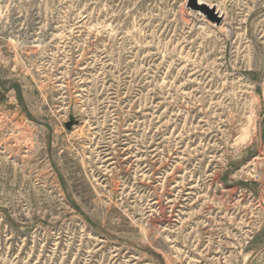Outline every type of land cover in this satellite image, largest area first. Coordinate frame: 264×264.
Instances as JSON below:
<instances>
[{
	"label": "rangeland",
	"instance_id": "obj_1",
	"mask_svg": "<svg viewBox=\"0 0 264 264\" xmlns=\"http://www.w3.org/2000/svg\"><path fill=\"white\" fill-rule=\"evenodd\" d=\"M0 0V264H264V0Z\"/></svg>",
	"mask_w": 264,
	"mask_h": 264
},
{
	"label": "water",
	"instance_id": "obj_2",
	"mask_svg": "<svg viewBox=\"0 0 264 264\" xmlns=\"http://www.w3.org/2000/svg\"><path fill=\"white\" fill-rule=\"evenodd\" d=\"M193 4L194 9L199 10L201 13H203L210 22L215 24L220 23V17L217 18L215 12L211 8L206 5H199L197 0H193Z\"/></svg>",
	"mask_w": 264,
	"mask_h": 264
},
{
	"label": "bare ground",
	"instance_id": "obj_3",
	"mask_svg": "<svg viewBox=\"0 0 264 264\" xmlns=\"http://www.w3.org/2000/svg\"><path fill=\"white\" fill-rule=\"evenodd\" d=\"M198 4L199 5H202V2L200 3L199 1H198ZM209 7V6H208ZM209 8H211V7H209ZM215 14H216V16H217V12H215ZM217 18H219V16H217Z\"/></svg>",
	"mask_w": 264,
	"mask_h": 264
}]
</instances>
